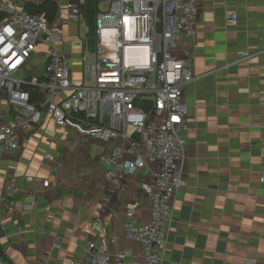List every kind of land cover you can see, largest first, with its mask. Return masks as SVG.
<instances>
[{"label": "crops", "instance_id": "obj_1", "mask_svg": "<svg viewBox=\"0 0 264 264\" xmlns=\"http://www.w3.org/2000/svg\"><path fill=\"white\" fill-rule=\"evenodd\" d=\"M5 7L0 0V11ZM233 12L238 21L229 24ZM65 46L79 81L81 45L75 52ZM172 50L192 61L196 78L184 89L186 184L177 192L162 264H264V0H201L194 34H181ZM122 143L45 117L15 154L0 151V198L12 178L20 187L12 214L0 200V251L8 262L84 263L90 242L124 253L127 262L144 260L145 248L127 239L124 223L130 210L135 222L150 219L143 185L157 166L113 190L100 156ZM33 200L36 207L25 209Z\"/></svg>", "mask_w": 264, "mask_h": 264}, {"label": "built area", "instance_id": "obj_2", "mask_svg": "<svg viewBox=\"0 0 264 264\" xmlns=\"http://www.w3.org/2000/svg\"><path fill=\"white\" fill-rule=\"evenodd\" d=\"M39 1L5 0L0 14V151L15 154L25 132L45 117L104 143L122 139L100 156L113 190L126 189L137 170L157 166L143 185L150 219L135 222L130 210L124 223L127 239L145 248L144 260L127 262L124 253L90 242L86 261L69 264H162L177 192L186 184L184 89L196 78L192 61L172 47L181 34H194L201 0H93L99 3L93 28L84 10L89 0H66L65 7L57 0L53 18L29 11ZM237 21L235 12L227 18ZM72 43L81 45L79 81L65 46ZM46 158L60 165L53 154ZM19 191L18 179L9 180L0 198L9 214ZM35 207L34 200L25 205ZM0 264H11L1 251Z\"/></svg>", "mask_w": 264, "mask_h": 264}, {"label": "trees", "instance_id": "obj_3", "mask_svg": "<svg viewBox=\"0 0 264 264\" xmlns=\"http://www.w3.org/2000/svg\"><path fill=\"white\" fill-rule=\"evenodd\" d=\"M99 3L97 1L89 0L87 5L84 7V10L86 12L88 22L93 28L94 20H95V15L98 10ZM29 11L34 12V13H43L47 15L48 18H53V16L56 15L57 13V3L55 0H46L40 4H32L31 6L27 7ZM0 14H4V12L0 11Z\"/></svg>", "mask_w": 264, "mask_h": 264}, {"label": "rangeland", "instance_id": "obj_4", "mask_svg": "<svg viewBox=\"0 0 264 264\" xmlns=\"http://www.w3.org/2000/svg\"><path fill=\"white\" fill-rule=\"evenodd\" d=\"M65 3H66V0L63 1V6L62 7H65ZM71 45H72L71 48L73 49L74 52L80 50L79 46H77V43H72ZM40 63H41V60H40ZM74 65H75V69H77V70L80 69V65H79L78 62H75ZM78 72H76V73H78ZM77 77H79V73H78Z\"/></svg>", "mask_w": 264, "mask_h": 264}]
</instances>
